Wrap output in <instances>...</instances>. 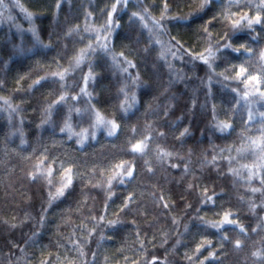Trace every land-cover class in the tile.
<instances>
[{"label": "trees", "instance_id": "obj_1", "mask_svg": "<svg viewBox=\"0 0 264 264\" xmlns=\"http://www.w3.org/2000/svg\"><path fill=\"white\" fill-rule=\"evenodd\" d=\"M262 73L264 0H0V264H264Z\"/></svg>", "mask_w": 264, "mask_h": 264}, {"label": "rangeland", "instance_id": "obj_2", "mask_svg": "<svg viewBox=\"0 0 264 264\" xmlns=\"http://www.w3.org/2000/svg\"><path fill=\"white\" fill-rule=\"evenodd\" d=\"M245 85H248V88L244 95L245 99L242 100L245 106L244 115L254 120L255 128L264 132V73L246 79Z\"/></svg>", "mask_w": 264, "mask_h": 264}, {"label": "snow or ice", "instance_id": "obj_3", "mask_svg": "<svg viewBox=\"0 0 264 264\" xmlns=\"http://www.w3.org/2000/svg\"><path fill=\"white\" fill-rule=\"evenodd\" d=\"M225 127H227V125H225ZM137 148H139V146H137Z\"/></svg>", "mask_w": 264, "mask_h": 264}]
</instances>
